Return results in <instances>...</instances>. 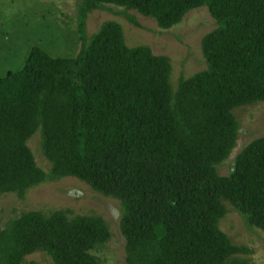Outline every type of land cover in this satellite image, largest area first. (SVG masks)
<instances>
[{"label":"trees","instance_id":"obj_1","mask_svg":"<svg viewBox=\"0 0 264 264\" xmlns=\"http://www.w3.org/2000/svg\"><path fill=\"white\" fill-rule=\"evenodd\" d=\"M136 10L169 29L207 6L218 27L203 39L207 68L171 81L169 57L129 47L108 21L87 38L88 16L105 5ZM76 57L33 47L0 78V196L47 179L28 141L40 130L54 177L79 178L123 205L127 264H250L221 220L236 211L264 230V137L229 175L218 165L236 146L235 109L264 101V0H82ZM104 218L29 211L0 230V264L46 251L56 264H104Z\"/></svg>","mask_w":264,"mask_h":264},{"label":"rangeland","instance_id":"obj_2","mask_svg":"<svg viewBox=\"0 0 264 264\" xmlns=\"http://www.w3.org/2000/svg\"><path fill=\"white\" fill-rule=\"evenodd\" d=\"M81 4L82 0H0V78L8 71L21 69L35 46L54 57H76L83 45L79 24ZM125 11V7L107 4L105 9L91 12L85 27L86 37L96 34L108 21L120 23L129 47L148 46L155 54L169 57L174 89L181 78H191L207 68L203 39L218 27L207 6L192 10L169 29L160 27L154 18L130 10L140 24L136 26L123 15ZM234 114L240 124L238 140L230 156L218 165L221 175H229L239 153L252 141L264 137V101L240 106ZM28 145L38 166L47 173V179L24 194L8 192L0 196V230L29 211L67 210L72 216H100L108 224L111 238L94 252L104 264H127L121 200L101 193L79 178L54 177L40 130ZM220 226L235 244L250 249V264H264L263 229L248 226L236 211L226 214ZM25 264L56 263L49 253L38 251L28 255Z\"/></svg>","mask_w":264,"mask_h":264}]
</instances>
